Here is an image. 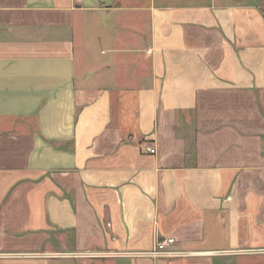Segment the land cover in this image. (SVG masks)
<instances>
[{
	"label": "crops",
	"instance_id": "crops-1",
	"mask_svg": "<svg viewBox=\"0 0 264 264\" xmlns=\"http://www.w3.org/2000/svg\"><path fill=\"white\" fill-rule=\"evenodd\" d=\"M0 253L264 264V0H0Z\"/></svg>",
	"mask_w": 264,
	"mask_h": 264
},
{
	"label": "built area",
	"instance_id": "built-area-1",
	"mask_svg": "<svg viewBox=\"0 0 264 264\" xmlns=\"http://www.w3.org/2000/svg\"><path fill=\"white\" fill-rule=\"evenodd\" d=\"M150 153L154 152V148H147ZM175 239L173 237H167L160 239L156 242L154 248L149 251L132 253L133 256H146V257H188L200 254L199 252L183 251L174 247ZM5 254L0 253V258Z\"/></svg>",
	"mask_w": 264,
	"mask_h": 264
},
{
	"label": "rangeland",
	"instance_id": "rangeland-1",
	"mask_svg": "<svg viewBox=\"0 0 264 264\" xmlns=\"http://www.w3.org/2000/svg\"><path fill=\"white\" fill-rule=\"evenodd\" d=\"M98 45H95V48L94 49H96V55L97 56H99V57H104L105 55L104 54H100L98 51H100L101 50V48H104L103 46L104 45H101V44H99V43H97ZM102 53V52H101ZM98 77V76H97Z\"/></svg>",
	"mask_w": 264,
	"mask_h": 264
}]
</instances>
